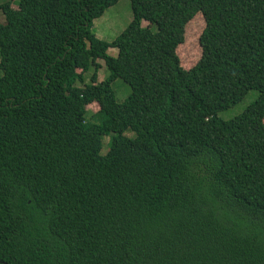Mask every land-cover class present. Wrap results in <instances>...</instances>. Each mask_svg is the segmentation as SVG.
Masks as SVG:
<instances>
[{"label": "trees", "instance_id": "obj_1", "mask_svg": "<svg viewBox=\"0 0 264 264\" xmlns=\"http://www.w3.org/2000/svg\"><path fill=\"white\" fill-rule=\"evenodd\" d=\"M117 1L0 3V264H264V0H130L106 42Z\"/></svg>", "mask_w": 264, "mask_h": 264}, {"label": "rangeland", "instance_id": "obj_2", "mask_svg": "<svg viewBox=\"0 0 264 264\" xmlns=\"http://www.w3.org/2000/svg\"><path fill=\"white\" fill-rule=\"evenodd\" d=\"M6 0H0V3ZM17 0H14L13 7H16ZM132 20V9L130 0H118L117 3L108 7L104 13L92 21L91 29L95 33L96 37L99 39L111 42L115 37H117L130 23ZM0 22L4 23V15L0 10ZM147 22L143 21L142 25H146ZM205 26L204 19L200 13L188 22L185 28L184 42L180 44L177 48V55L179 56L181 65L183 68L188 69L192 67L201 56V47L199 45V36ZM107 53L111 56L117 55L116 48H109ZM97 62L100 64L97 72L98 81L103 80L107 75L108 71L102 59H98ZM93 69L89 70L85 74V82L81 86H77L73 92H78L83 90L85 87L89 86L90 75ZM114 96L117 102H122L130 94L131 89L127 83L123 80L117 78L111 84ZM258 92L255 90H250L243 97V99L237 104L222 110L217 113V116L223 120H229L235 115L242 112L246 106H248L257 97ZM99 109L96 103H91L87 106L86 119L89 120L91 115ZM128 137H133L135 134L126 130L123 133ZM109 136L102 137V146L100 154L104 155L109 149Z\"/></svg>", "mask_w": 264, "mask_h": 264}]
</instances>
